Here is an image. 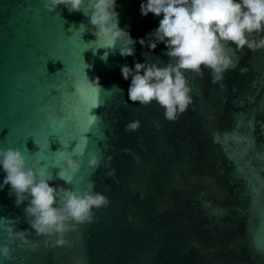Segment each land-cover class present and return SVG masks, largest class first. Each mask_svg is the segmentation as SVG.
<instances>
[{
    "label": "water",
    "instance_id": "water-1",
    "mask_svg": "<svg viewBox=\"0 0 264 264\" xmlns=\"http://www.w3.org/2000/svg\"><path fill=\"white\" fill-rule=\"evenodd\" d=\"M144 2L117 0L119 27L137 43L128 57L119 55L117 44L105 63L106 50L91 42L97 37L82 12L70 14L60 5L50 13L44 0H0V148L19 149L37 173L49 170L50 186L83 191L93 180L94 191L110 201L93 222L67 234L71 248L53 249L30 229L23 214L28 202L16 207L5 187L0 217L29 230L40 247L26 251L15 240L9 244L13 259L0 258V264H264V50L233 54L230 46L228 54L240 60L223 87L211 83L208 70L202 79L187 73L194 103L168 122L156 102L141 107L129 100L131 77L124 80L120 71L145 63V52L149 63L169 60L163 43L154 50L139 43L162 19L142 16ZM85 75L99 78L98 97L83 91ZM92 115L99 120L89 130ZM136 120L138 131H124ZM38 144H49L44 159L35 154ZM73 148V158L84 161L75 174L55 153ZM88 151L113 157L119 183L104 177L110 169L103 164L93 173ZM61 169L71 184L59 178ZM4 175L0 168V183ZM8 243L0 227V244Z\"/></svg>",
    "mask_w": 264,
    "mask_h": 264
},
{
    "label": "clouds",
    "instance_id": "clouds-1",
    "mask_svg": "<svg viewBox=\"0 0 264 264\" xmlns=\"http://www.w3.org/2000/svg\"><path fill=\"white\" fill-rule=\"evenodd\" d=\"M63 5L68 12H82L89 18L97 37L92 43L99 42L106 51L101 59L106 63L109 50L115 52L119 44L121 57L133 56L137 40L133 39L128 31L119 27V13L116 11L117 0H44L45 9L56 12L58 6ZM85 8L87 9L85 11ZM140 13L146 17L152 13L161 17L159 26L139 39L141 46L152 50L159 43L167 49L164 53L169 60L166 64L159 58L155 62H147L148 52L142 53L145 63H135L134 68L127 64L120 68L124 80L131 77L128 88V98L133 103L139 102L141 107H147L156 102L164 109V119L176 122L194 103L192 88L186 76L204 77V70L210 73L211 83L220 84L227 71L235 69L240 57L233 60L228 54L230 46L234 45L233 54L242 53L245 48L251 52L264 50V0H146L141 3ZM60 15V13H58ZM85 26L83 23L80 25ZM95 54V52H94ZM163 64V66H161ZM241 74L247 71L240 69ZM83 91H94L99 95L103 90L99 78L89 79L85 75ZM113 87L122 90L113 85ZM112 87V88H113ZM97 103L94 108L99 107ZM99 117L92 115L90 125L97 123ZM141 123L139 120L129 122L124 126L126 132H136ZM154 126L159 129L160 122ZM87 136L84 137L85 148ZM141 147L143 141L140 142ZM39 151L35 154L44 159L45 152L49 151V144H38ZM125 154H131L136 163H140V156L129 148H124ZM75 148L60 153L66 165V170L75 174L84 165L82 159H74ZM83 156V150L79 153ZM87 166L93 170L110 169L104 173L105 178H111L116 183V170L111 168L113 157L106 160L96 151H88ZM0 168H2L3 182L0 191L8 187V196L15 197L14 204L20 207L26 201L23 209L24 217L38 237H44L46 248L72 247V241L67 239L68 233L75 231L77 225H87L93 222L95 211L107 208L110 204L107 196L94 191L95 181L89 180L85 189L50 186L53 180L51 172L41 170L39 173L28 164L25 155L17 148H0ZM60 179L71 184L72 178H64V169L58 173ZM84 178L80 177V181ZM134 188L135 185H132ZM143 199V194H141ZM128 219L131 221L132 216ZM8 221L0 225L7 233L8 244H0V258L13 259V250L9 244L19 240L26 251H35L40 245L37 241L28 238L29 230H16V224L8 217H0Z\"/></svg>",
    "mask_w": 264,
    "mask_h": 264
}]
</instances>
